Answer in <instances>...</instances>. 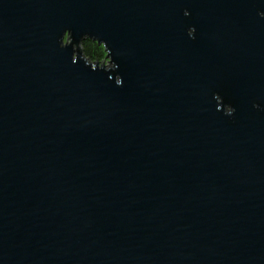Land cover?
I'll list each match as a JSON object with an SVG mask.
<instances>
[{
	"label": "water",
	"instance_id": "water-1",
	"mask_svg": "<svg viewBox=\"0 0 264 264\" xmlns=\"http://www.w3.org/2000/svg\"><path fill=\"white\" fill-rule=\"evenodd\" d=\"M262 13L0 0V264H264Z\"/></svg>",
	"mask_w": 264,
	"mask_h": 264
},
{
	"label": "trees",
	"instance_id": "trees-1",
	"mask_svg": "<svg viewBox=\"0 0 264 264\" xmlns=\"http://www.w3.org/2000/svg\"><path fill=\"white\" fill-rule=\"evenodd\" d=\"M83 51L86 57L92 61H101L104 58L103 49L96 42L85 40L82 43Z\"/></svg>",
	"mask_w": 264,
	"mask_h": 264
},
{
	"label": "snow or ice",
	"instance_id": "snow-or-ice-1",
	"mask_svg": "<svg viewBox=\"0 0 264 264\" xmlns=\"http://www.w3.org/2000/svg\"><path fill=\"white\" fill-rule=\"evenodd\" d=\"M184 14H185L186 16L189 15V11H188L187 8L184 9ZM261 15H264V13H262Z\"/></svg>",
	"mask_w": 264,
	"mask_h": 264
},
{
	"label": "rangeland",
	"instance_id": "rangeland-1",
	"mask_svg": "<svg viewBox=\"0 0 264 264\" xmlns=\"http://www.w3.org/2000/svg\"><path fill=\"white\" fill-rule=\"evenodd\" d=\"M102 49H103V47H102ZM103 54H104V56H105V52H104V50H103ZM101 62H106L105 57L103 58V60H101Z\"/></svg>",
	"mask_w": 264,
	"mask_h": 264
}]
</instances>
